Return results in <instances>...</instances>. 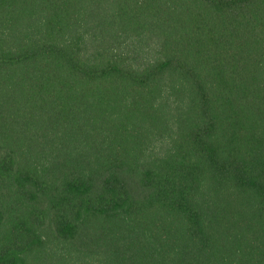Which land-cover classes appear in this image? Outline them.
I'll return each instance as SVG.
<instances>
[{
  "label": "trees",
  "instance_id": "obj_1",
  "mask_svg": "<svg viewBox=\"0 0 264 264\" xmlns=\"http://www.w3.org/2000/svg\"><path fill=\"white\" fill-rule=\"evenodd\" d=\"M0 264H264V0H0Z\"/></svg>",
  "mask_w": 264,
  "mask_h": 264
}]
</instances>
